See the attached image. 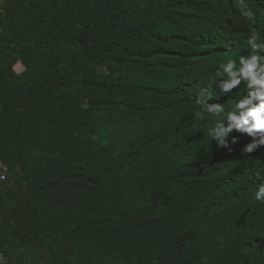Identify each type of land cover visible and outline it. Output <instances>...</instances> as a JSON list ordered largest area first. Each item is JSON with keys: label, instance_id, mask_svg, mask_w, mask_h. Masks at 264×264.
<instances>
[{"label": "trees", "instance_id": "1", "mask_svg": "<svg viewBox=\"0 0 264 264\" xmlns=\"http://www.w3.org/2000/svg\"><path fill=\"white\" fill-rule=\"evenodd\" d=\"M251 36L264 0H0V217L63 193L60 229L51 207L36 218L93 253L58 243L62 264H264V146L243 154L233 131L234 151L218 147L198 95L225 112L243 98L215 82Z\"/></svg>", "mask_w": 264, "mask_h": 264}, {"label": "clouds", "instance_id": "2", "mask_svg": "<svg viewBox=\"0 0 264 264\" xmlns=\"http://www.w3.org/2000/svg\"><path fill=\"white\" fill-rule=\"evenodd\" d=\"M241 8L246 9L247 6L241 4ZM243 15L249 20L253 18L251 11L244 10ZM246 46L250 48L249 55H241L239 61L227 59L220 63L217 71L223 79L215 82L216 88L223 94L231 93L243 83L246 89L243 98L225 112L221 103L207 102L213 99L210 87L201 88L198 95L203 111L217 117L214 126L209 129L210 140H215L218 147L232 152L237 137L233 136L229 141L230 134L233 131L246 134L251 140L242 146L241 152L251 154L264 146V40L251 36ZM255 199L264 201V183L258 185Z\"/></svg>", "mask_w": 264, "mask_h": 264}, {"label": "rangeland", "instance_id": "3", "mask_svg": "<svg viewBox=\"0 0 264 264\" xmlns=\"http://www.w3.org/2000/svg\"><path fill=\"white\" fill-rule=\"evenodd\" d=\"M15 72L21 76L23 68L20 63H17L14 67ZM20 84H23V77H20ZM28 182L26 180L21 181L19 184H12L10 197L6 203L9 204V200L13 195L18 194L21 191L28 189ZM63 193L54 194L57 196H50L39 202V207H31L26 211H20L13 205L10 207V215L8 217H0V244H14L22 251V256L29 264H62L57 254V244L61 243L65 245L67 249L66 259L82 258L84 255L92 254L93 251L89 249H83L81 251L76 250L74 246L70 249V242H73L68 235L63 236L60 240L56 241L55 233L49 232V227L42 229L43 224L39 218H36L37 212L45 210L48 207L52 208L54 217L47 218V223H50L54 229H60L61 224L53 222H59L58 216L60 213L58 210L62 208L59 205V197H62ZM57 206L55 211V207ZM16 212V213H15ZM87 253V254H85Z\"/></svg>", "mask_w": 264, "mask_h": 264}, {"label": "built area", "instance_id": "4", "mask_svg": "<svg viewBox=\"0 0 264 264\" xmlns=\"http://www.w3.org/2000/svg\"><path fill=\"white\" fill-rule=\"evenodd\" d=\"M9 175V168L7 164L0 161V183H3L7 180ZM0 264H9L8 258L4 253H0Z\"/></svg>", "mask_w": 264, "mask_h": 264}]
</instances>
